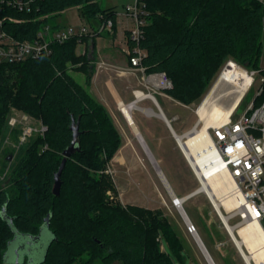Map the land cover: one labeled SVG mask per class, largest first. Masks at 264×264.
I'll use <instances>...</instances> for the list:
<instances>
[{
	"label": "trees",
	"instance_id": "1",
	"mask_svg": "<svg viewBox=\"0 0 264 264\" xmlns=\"http://www.w3.org/2000/svg\"><path fill=\"white\" fill-rule=\"evenodd\" d=\"M74 6L88 20L103 16L116 22V12L104 10L99 0H35L30 14L6 8L17 22L7 23L5 29L15 39L31 41L55 15ZM148 12L142 66L148 74L166 73L173 83L167 95L180 104L197 102L229 60L260 70L261 0H148ZM98 36L53 44L52 54L39 59L0 63V139L12 109L47 127L44 136L22 146L10 187L0 189V264H15L18 249L20 262L26 261L27 248L30 264H94L98 259L104 264L185 263L183 243L166 218L135 205L124 208L107 196L116 193L106 171L122 138L106 107L71 75L85 73L86 86L91 85L95 65L89 54ZM84 43L87 53L78 55L77 47ZM263 102L264 92L255 106ZM73 121L79 125L80 150L67 160L61 193L55 196L54 178L71 145ZM163 241L180 262L169 255ZM43 242L46 246L40 250Z\"/></svg>",
	"mask_w": 264,
	"mask_h": 264
},
{
	"label": "built area",
	"instance_id": "2",
	"mask_svg": "<svg viewBox=\"0 0 264 264\" xmlns=\"http://www.w3.org/2000/svg\"><path fill=\"white\" fill-rule=\"evenodd\" d=\"M34 2L35 0H0V63L15 64L30 59H39L52 54L53 44H64L73 38L87 35L114 33L116 23L112 19H104L103 16H99V24L93 30L82 26L77 32L74 29L55 28L52 24H47L31 41L15 39L7 33L5 27L7 23L17 22V20L8 16L5 9L12 8L17 12L30 14L33 12ZM261 2L264 4V0ZM149 15L148 0H134L133 4L125 6L123 17L130 23L127 34L128 44L131 42L134 46L132 49L128 48L127 54L132 68L142 73L141 79L146 89V91L134 92L135 103L139 104L150 100L160 109L154 93L165 95L173 89V83L166 73L148 74L142 66L146 51L142 49L141 42L145 38ZM239 66L245 69L252 79L243 99L257 83L258 75H260V86L257 97L261 96L264 92V70L249 71L247 68ZM239 107L227 123L218 127H210L204 134L200 133L203 123L198 120V123L189 132L175 137L179 150L198 182V188L189 197L205 195L213 205L229 237L239 252L241 251L240 254L245 263L257 264L247 245H242L244 250L242 253L235 238L243 240L239 229L252 223L260 224L264 230V102L255 106L254 100L245 114L237 121H233ZM150 111L153 113L151 114ZM143 112L147 115L155 114L149 108L144 109ZM122 113L124 114V112ZM30 119L32 117L29 115L22 114L20 119L11 118L9 121L12 128L23 126L20 146L25 145L38 135L44 136L47 131V127L43 124L40 127L29 125ZM189 142L195 149V153L188 146ZM149 157L153 163H156L153 154L150 153ZM220 175L228 176L235 186L232 194L225 197V200L231 197L237 198L238 204L231 209L222 202H219L221 206L217 208L214 203V199L217 197L206 185L210 179ZM223 216L227 218V222ZM236 219L239 221L235 225H231L230 221ZM229 227L233 228V233ZM224 246L225 244L222 242L218 244L219 249ZM247 257L251 259L248 261Z\"/></svg>",
	"mask_w": 264,
	"mask_h": 264
},
{
	"label": "rangeland",
	"instance_id": "3",
	"mask_svg": "<svg viewBox=\"0 0 264 264\" xmlns=\"http://www.w3.org/2000/svg\"><path fill=\"white\" fill-rule=\"evenodd\" d=\"M99 2L104 10H114L117 15H120L124 12L125 6L133 4L134 0H99ZM94 22L99 23V19H86L82 16L79 7L74 6L67 8L55 15L53 21H51V24L58 25L62 28L74 29L75 31L79 32L82 26L90 29L92 23ZM128 24L130 23L127 22L125 18L118 17V41L121 40V36L126 29V26L128 27ZM111 35L112 34L110 33H104V37L97 38V46L99 50L103 47V45H110L114 41L113 37H110ZM82 45L83 44L78 45V52H81L83 48ZM125 58L126 57H124V59ZM230 61L233 60H229L220 68L211 81L206 93L197 102L190 106L186 107L176 103L175 101H172L167 93H165V95H156L160 106L169 119L172 120L174 117L178 116L179 119L177 121L172 120V128L175 130L177 135L184 134L190 128L192 129L195 127V125L198 123L199 107L209 95L211 89ZM258 68L264 70V30L262 33V51L258 62ZM247 70L250 71L251 68H247ZM71 75L79 84L86 86L87 76L85 73L71 71ZM259 78L260 75L256 77L257 83L255 86L251 88L246 97L243 99L239 109L236 112V115L233 118V121H237L243 114H245L248 107L254 102L258 95V88L260 86ZM215 96V103L218 106L227 108L233 104L237 94L234 85L227 81L220 86ZM141 107L153 108L155 111H158V108L150 100L141 103ZM22 114L24 113L16 109L11 110L8 117L7 132L0 139L1 190H7L10 187L9 181L12 167L15 164L17 155L22 148V146H20V136L22 135L23 126L19 125L12 128L9 125V121L11 118L20 119ZM145 117L146 116L140 111H135V119L138 123L142 120L153 122H156L157 120L155 118L148 120ZM29 123V125L34 127H40V125L43 124L40 120L35 118L30 119ZM122 137L123 136L121 135V138ZM133 147L132 153L135 156V160L132 162L125 161L123 163L122 157L116 160L114 157L107 168L106 174L111 177L116 189V193L113 191H109L107 193L109 201L115 204H120L124 208L129 205H135L157 211L162 218H166L171 223L172 227L177 232L180 240L182 241L184 250L181 253V256L185 258L184 264H209L198 242L194 238L190 226L183 218L178 207H176L177 205L173 202L165 184L157 172L156 164L150 160V153L147 152L144 146H142L138 141H136V148ZM146 147L147 149L152 148V146L148 144H146ZM164 148L167 151V159L170 158L169 161L172 163L173 168H171L170 172L165 162L158 158L163 175L169 182L170 187L173 189L177 197L182 198L183 195L189 193L186 196L187 198L198 188V182L191 169L187 168V165L179 149L177 148L175 139L173 137L167 144L164 145ZM117 153H119V151ZM154 156L155 158L158 157L157 154ZM9 157L12 158L11 161H8ZM184 210L191 220L199 237L206 246L209 254L213 258L215 264H246L234 242L229 237V234L217 215L213 205L205 195H197L189 198L184 203ZM238 221V219L231 220L230 224L235 225ZM50 238V234L46 235L45 243H47ZM221 242L224 243L225 246L219 249L218 244ZM163 246L175 261L180 262L179 257L176 256L169 246L166 245L165 241H163ZM94 264L104 263L98 259ZM115 264H120V262H116Z\"/></svg>",
	"mask_w": 264,
	"mask_h": 264
},
{
	"label": "crops",
	"instance_id": "4",
	"mask_svg": "<svg viewBox=\"0 0 264 264\" xmlns=\"http://www.w3.org/2000/svg\"><path fill=\"white\" fill-rule=\"evenodd\" d=\"M123 15L124 12L116 16V22H115L116 28L114 30V33L110 36L113 37L114 41L110 45L107 46L103 45V47L99 50L97 46V38L104 36L102 34L101 36L95 38V46L91 48L89 54L90 59L93 60V64L95 65V75L93 77L91 85L85 87L98 102H100L106 107V109L108 110L110 116L114 121V124L116 125L121 135L123 136L122 137L123 145L120 148L119 153L116 154L115 160L119 159L120 157H122L123 163L125 161L132 162L133 160H135V156L132 153V147L134 146L133 148H136V141H138L141 144V139H143V141L146 144L152 146V148L147 149V152H150L154 155L157 154L158 156L156 157V163H155L156 166L158 165V167L160 168L159 160H158V158H160L165 162L167 168H169L168 170L171 172V168H173V165L169 161L170 158L167 159V151L165 150L164 145L167 144L172 137L175 139V143H176L175 136L177 135V133L172 128V120L177 121L179 119L178 116L174 117L172 120L169 119L161 106L160 109H158V111H155L153 108H149L152 109L155 112V114L147 115L145 112H143V110L148 108L141 107V103H139L138 106V103H136L138 108L131 111V118L132 121L135 123L137 129L139 130V133L141 135L140 138L137 135H135L133 131V127L129 124V122L127 121L126 117L124 116L120 108L122 105L130 107L136 102V97L134 95L135 91H139V90L146 91L141 79L142 73L132 68L129 62V58L127 54L129 48L128 36H127L129 24L128 27L126 26V29L124 30L121 36V40L118 41L119 31L117 27V19L118 17H123ZM98 24L99 23L96 22L92 23L90 29L93 30L94 27ZM82 46L83 48L81 52H78L77 49L78 55H84L87 53V44L84 43ZM124 57H126L125 58L126 60L124 59ZM154 95L156 97L158 93H154ZM170 99L172 101H175L171 97ZM175 102L180 104L177 101ZM160 110L163 112L166 119L161 118L159 116ZM135 111H140L141 113H143L146 116L145 118L148 120H151L153 118L157 120L156 122L142 120L138 123L137 120L135 119ZM190 130L191 128L188 131H186L184 134H186ZM182 135H177V136H182ZM184 161L187 165V168L190 169L185 159ZM184 169H185V165H184ZM187 194L183 195L182 198L180 199L187 200L186 198Z\"/></svg>",
	"mask_w": 264,
	"mask_h": 264
},
{
	"label": "bare ground",
	"instance_id": "5",
	"mask_svg": "<svg viewBox=\"0 0 264 264\" xmlns=\"http://www.w3.org/2000/svg\"><path fill=\"white\" fill-rule=\"evenodd\" d=\"M227 81L234 85L237 97L231 106L223 108L215 103L214 98L216 97L215 95L219 90L220 86ZM251 83L252 79L245 71V69L241 68L234 62H230L219 77V79L217 80V82L215 83V85L213 86V88L211 89L209 95L205 98L202 105L198 109L199 121L203 123V129L200 133L204 134L210 127H218L222 124L227 123L232 114L241 104L245 92ZM120 108L121 111L125 113V116L129 120V122L134 123L131 118V111L137 109L138 106L136 104H133L130 107L122 105ZM150 113L152 114L153 112L150 111ZM159 116L161 118H164L163 114ZM135 135L137 134L135 133ZM141 145L144 146L143 141H141ZM188 146L190 147L191 151L195 153V149L192 147L191 142L188 143ZM144 148L145 150H147L146 146H144ZM159 175H161V173ZM163 183L165 184L173 202L177 205L176 207L181 204L184 208V201H186V199H180L178 197H175L174 194L171 193L170 185L167 184V181L164 180ZM206 185L208 186V189L212 190L213 194H215V196L217 197L214 199V203L217 208H220L221 206L219 202H222V204H224L227 208L230 209L238 204L237 198L235 199L234 197L225 200V197H227L229 194H232V191L235 188L232 180L228 176H216L215 178L210 179L206 183ZM178 199L180 200V204H178ZM183 215L185 217L184 213ZM223 218L225 222H227V218L224 216ZM185 219L186 222L189 224V221L186 217ZM229 230L231 231V233H233L232 227H229ZM239 234L243 240H238V238H235V240L236 244L239 246V249L242 250V253H244L242 245L246 244L251 254L253 255L252 258H254L257 264H264V230L262 229L261 225L258 223L249 224L245 227L240 228ZM250 259V257H247L248 261Z\"/></svg>",
	"mask_w": 264,
	"mask_h": 264
},
{
	"label": "water",
	"instance_id": "6",
	"mask_svg": "<svg viewBox=\"0 0 264 264\" xmlns=\"http://www.w3.org/2000/svg\"><path fill=\"white\" fill-rule=\"evenodd\" d=\"M134 104H136V103H134ZM159 114L161 115V114H163V112L160 110V113H159ZM163 115H164V114H163ZM124 116H125V113H124ZM125 117H126V116H125ZM164 118L166 119L165 115H164ZM126 119H127V117H126ZM127 121L129 122L128 119H127ZM129 124L133 127V129H134V127H135V129H136V130L134 129L135 133L138 135V137L141 138V135H140L139 130L137 129L135 123H131V122H129ZM71 131L73 132V138H72L71 145H70V146H69V147L63 152L64 159H63V161H62V163H61V166H60V168H59L58 173H56L55 178H54L53 194H54L55 196H60L61 188H62L61 177H62V173H63V171H64V169H65V166H66L67 160L70 159V158H72V157H73L77 152H79V150H80V148H79V138H80L79 125H78L77 123H75V121H73V123H72ZM141 141H143V139H141ZM143 142H144V141H143ZM144 146H146L145 142H144ZM149 153H150V152H149ZM11 160H12V158L9 157V158H8V161H11ZM157 172H158L159 174L161 173L160 176H161V179H162L163 182H164V180L167 181V179H166L165 176L163 175V173H162L161 169L158 167V165H157ZM167 184L169 185V182H168V181H167ZM170 191H171V193L174 194L175 197H177V196L175 195V192L173 191V189H172L171 187H170ZM189 198H191V197H187V200H188ZM187 200H186V201H187ZM184 202H185V201H184ZM178 204H180V200H179V199H178ZM6 207H7V204L4 206L3 211L1 212V215H3V214L6 213ZM180 208H181V209H180ZM178 209H179L180 213L182 214L183 218L185 219V217H186L187 220L189 221V224H188V223H187V224L190 226L191 232H192L194 238L196 239V241L198 242V244H199V246H200V248H201V250H202V252H203V254H204V256H205V258L207 259V261H208L210 264H215L213 258H212L211 255L209 254V252H208L206 246L204 245L203 241L201 240V238L199 237L198 233L196 232V230H195V228H194V226H193L191 220H190L189 217L187 216V214H186V212H185V210H184V208L182 207L181 204L178 205ZM182 212L185 214V217H184V215H183ZM51 218H52V215H51V214L48 215V216L45 218V223H46V226H47V227H48L49 224H50ZM185 221H186V219H185ZM39 240H40V236L36 237V241L39 242ZM39 247H40V250H42V249L45 247L44 242L41 243ZM20 263H21L20 260H19V259H16L15 264H20ZM29 264H30V263H29Z\"/></svg>",
	"mask_w": 264,
	"mask_h": 264
},
{
	"label": "flooded vegetation",
	"instance_id": "7",
	"mask_svg": "<svg viewBox=\"0 0 264 264\" xmlns=\"http://www.w3.org/2000/svg\"><path fill=\"white\" fill-rule=\"evenodd\" d=\"M21 248L22 249H26V246H21ZM27 256L28 257H26V261H23V262H21L20 264H29V262H31L32 261V259H31V257H30V255H32L31 254V250L29 249V248H27ZM16 254H17V259H20V249H18L17 251H16Z\"/></svg>",
	"mask_w": 264,
	"mask_h": 264
}]
</instances>
